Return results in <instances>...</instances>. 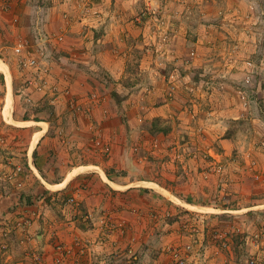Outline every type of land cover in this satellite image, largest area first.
<instances>
[{
	"label": "rangeland",
	"instance_id": "1",
	"mask_svg": "<svg viewBox=\"0 0 264 264\" xmlns=\"http://www.w3.org/2000/svg\"><path fill=\"white\" fill-rule=\"evenodd\" d=\"M255 2L254 19L240 25L252 36L243 47L216 9L236 0H0V196L15 188L29 198L26 184L58 194L65 179L98 176L118 191L151 193L136 203L147 229L135 234L108 219L97 242L54 247L113 264L107 241L126 232L134 239L116 264L142 256L162 264V251L171 264L175 247L193 264H264V0ZM226 22L222 46L214 28ZM30 39L24 55L38 61L36 73L15 52ZM215 89L224 96L214 104L207 91ZM223 97V106L243 103L241 113L216 117ZM60 201L72 214L65 224L93 228L86 215L73 219L78 197ZM30 204L12 207L11 219L30 226L17 221L12 235L3 232L0 252L11 246L18 256L6 263L0 254V264L33 262L39 252L27 255L26 244L44 233Z\"/></svg>",
	"mask_w": 264,
	"mask_h": 264
},
{
	"label": "crops",
	"instance_id": "2",
	"mask_svg": "<svg viewBox=\"0 0 264 264\" xmlns=\"http://www.w3.org/2000/svg\"><path fill=\"white\" fill-rule=\"evenodd\" d=\"M245 1L250 2L249 8L251 9L247 8L246 6L247 2ZM245 1L236 0L235 5L230 7V9H226L225 7L222 8L218 6L216 7V9H218L219 14L226 15L225 19L219 18L220 20H222V22H224L227 19L230 20L229 21L231 23L230 26L234 28V31L236 30L235 33H233V37L239 40L238 42L236 41L237 45L238 46L243 45V47L244 45L247 44V41L249 42L252 36L248 34V31H246L247 29L243 30L244 28L242 29L240 25H243L244 23L247 22L246 20L247 16L249 17V19L253 20L255 17L254 13L257 11L256 10L257 7H255L256 0H245ZM228 11L229 13H227ZM1 12H0V17L6 18L5 14H2ZM228 24L226 22L222 26L219 25L217 26V28H214V31L216 29L217 33L222 34L221 39L224 40L222 46L226 44L225 39L227 37L225 35L226 34L225 32H230L227 29ZM249 27L251 28V25H249ZM44 38H45V34L44 37L43 34L36 36V42L38 47L42 48L44 47V45H46L47 40H45ZM31 40L32 39H30L29 42H26L30 46L31 44H33ZM248 46L252 47L254 46V44H252L251 46V44L249 43ZM56 51L59 54L60 52L66 51V48L62 46V48L59 47V49H57ZM242 54L240 52H237L239 58L240 56H243ZM208 59L209 56L207 57V62H209ZM43 61L46 62L47 60H45L44 58ZM219 92L222 94V92L218 91V89H215V91H211V90L207 91V95H211V97H214V99H211L212 103L215 102L214 100H217L216 98H218L217 95ZM221 100H222L221 104L217 102L216 103L217 105L214 106L215 109L213 114L216 115V117L220 119H221L220 116H222V118H229V117L233 118L234 114L237 115L241 113L242 110L241 105H243V103L241 105H239V103L234 104V106L230 108V106L228 105L223 106V104H227L228 99L226 97L221 98ZM38 123H43V122H38ZM45 152L46 151L39 150V154L41 155L40 158H42L43 156L44 157L48 156L45 154ZM28 156H30V153ZM65 181H64L65 186L62 188V192L58 194H56V192L58 191L53 190L50 192L47 191V193H44L43 196V191H41L40 187H38L37 189H30V187H28L27 184L23 187L22 192H27L28 190H30V194L28 195L29 198L24 196V193H19L21 192L20 191L21 189L12 188L6 190L5 193L2 191V196H0V237H2V239H3L4 231H10L12 235V230H13L12 228H15L14 224L17 221L20 223L23 221V218L16 219L15 217L14 218L16 220H12L11 218H13V216H11L12 215L11 213H12V207H14L15 204L18 205L19 202L21 203V201H24V199L26 200L27 204L31 203L30 205H32V208L29 207L28 210L37 212L40 218L39 221L33 223L34 224L33 227L35 226L36 228H40V230L44 231L42 235L38 234L36 236V240L35 239L33 240L31 238V240L26 244L29 245L27 247L28 249L32 248L30 249V251H28L29 253L27 252V255H32L33 249L39 250L40 253L39 252L33 253V259H34L33 262H31L32 259L29 256H26V259L28 261L19 264H23V263L37 264L38 262L35 260V255H38L40 259L42 258L44 262L42 264H55L54 259H55L56 251H55V247L52 245L54 241L57 240L64 241L65 239H68L69 241L85 240L89 242L92 241L94 243V241L96 240L97 242L98 239L100 238V235L103 234V232L105 231V225L103 224V222H105L108 219L115 220L118 222H122V221L125 222L126 229L133 230L132 233L135 234L140 231L144 232L143 230L144 228L147 229L146 225L148 224V222L145 220L146 217L145 218L142 217V213L137 209L138 206L136 207V205L138 204L139 208H141L140 202L141 203L150 202V200L153 199L151 193L140 194L139 192H137L139 190L136 189L130 191L129 190L118 191L117 189L112 187V183L118 185L115 181H112V183H108L107 181H104L102 178L98 176H93L90 178L75 177L69 180L65 179ZM32 186L33 185H31V187ZM62 194H67L69 197L71 196L78 197L81 206L80 208L75 210L73 219L78 222L80 219H83L82 218L83 215H86L88 216L87 221L90 220L91 223L93 222L92 223L93 225L90 223V225L93 228H88L83 230L77 228L76 230H73V228L68 226L69 224H65L66 220L71 219L70 216H72V214H67V210L62 206L60 201V196ZM133 206L135 207L131 210ZM21 208L22 206H20L18 210H21ZM129 209L131 210L130 212L128 211ZM135 211H139V213ZM76 218H78L79 220H77ZM8 220L10 221V223L8 222ZM2 223L4 225L1 227ZM123 234L124 235H121V237L115 236L114 238H111V240L107 241V243L109 244V248H108V253L107 252L105 253L106 255L112 254L113 258L111 259V261L113 262V264L114 263L116 264L120 259L121 254L119 252L124 251L125 252L124 254H128L127 253V249L129 247L128 241H132V239H134L132 238L131 235L130 236L126 235V232H123ZM40 238L42 240H40ZM138 240L142 241L140 237ZM8 247L9 248L6 251H4V253L0 252V254L7 256L6 263H8L10 260L15 259V256H18L17 255L18 253L17 252L14 253L13 248L11 246ZM141 248H142L141 246L136 245L135 251L137 252L140 250L141 254L145 255L146 254L145 249L144 248L141 249ZM95 250L96 252H99V250L97 251V248ZM143 257L144 256H142L140 259L139 256L136 257L139 259V261H137L136 264H143V260H144ZM161 258L164 260L163 262L164 264L167 263V259L163 255V251L161 253ZM72 259L78 260L79 264H97L96 262H99V264H110L107 262L106 263L103 262L105 257H98L97 253H91V252L88 255L87 254L81 255L79 254V251H75V254L72 257ZM68 260L71 261V258H69ZM64 264H70V263L65 262Z\"/></svg>",
	"mask_w": 264,
	"mask_h": 264
},
{
	"label": "built area",
	"instance_id": "3",
	"mask_svg": "<svg viewBox=\"0 0 264 264\" xmlns=\"http://www.w3.org/2000/svg\"><path fill=\"white\" fill-rule=\"evenodd\" d=\"M27 51H28V44H25V43H20L15 48V52L18 56H25L24 54ZM23 64L25 66H29L32 68L38 67L39 69L35 70V73L41 69L39 67L38 61L32 57L25 56V59L23 60ZM174 88H175V85L172 87V91H174ZM85 220H87V217H85ZM21 225H22V228L24 231H25V229H27L30 226L29 222H27V221H22ZM7 248L8 247L6 246V249ZM187 248L190 249V246ZM179 250L180 249L178 247L171 249V251L173 253L172 256L174 258V260L171 262V264H193V260L190 259L189 256H183L182 252ZM55 251H56V255H55V259H54L55 264H64L67 259L72 258L75 254V248L72 245H68L65 243L56 244L55 245ZM81 252L83 253V251H81ZM35 260L38 263L42 262L38 255H35ZM77 261L78 260H75L73 262V264H78Z\"/></svg>",
	"mask_w": 264,
	"mask_h": 264
},
{
	"label": "bare ground",
	"instance_id": "4",
	"mask_svg": "<svg viewBox=\"0 0 264 264\" xmlns=\"http://www.w3.org/2000/svg\"><path fill=\"white\" fill-rule=\"evenodd\" d=\"M0 64H1V62H0ZM4 70L5 71H8V68L7 67H4ZM103 174H104V172H103ZM63 185V184H62Z\"/></svg>",
	"mask_w": 264,
	"mask_h": 264
},
{
	"label": "trees",
	"instance_id": "5",
	"mask_svg": "<svg viewBox=\"0 0 264 264\" xmlns=\"http://www.w3.org/2000/svg\"><path fill=\"white\" fill-rule=\"evenodd\" d=\"M36 121L40 122V121H42V120L37 119Z\"/></svg>",
	"mask_w": 264,
	"mask_h": 264
},
{
	"label": "water",
	"instance_id": "6",
	"mask_svg": "<svg viewBox=\"0 0 264 264\" xmlns=\"http://www.w3.org/2000/svg\"><path fill=\"white\" fill-rule=\"evenodd\" d=\"M7 73V72H6ZM9 75V73H7Z\"/></svg>",
	"mask_w": 264,
	"mask_h": 264
}]
</instances>
